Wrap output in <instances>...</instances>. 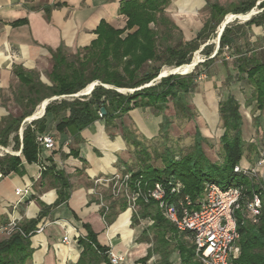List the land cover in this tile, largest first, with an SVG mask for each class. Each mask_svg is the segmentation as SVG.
Returning <instances> with one entry per match:
<instances>
[{
  "label": "trees",
  "instance_id": "obj_1",
  "mask_svg": "<svg viewBox=\"0 0 264 264\" xmlns=\"http://www.w3.org/2000/svg\"><path fill=\"white\" fill-rule=\"evenodd\" d=\"M255 1L240 0L229 7L210 3L208 18L195 36L187 39L165 11L171 0H121L118 14L124 22L122 28H116L101 20L93 31L96 37L89 44L78 47L74 52H68L61 46L50 50L52 67L48 73L49 83L41 81L35 70L21 67L13 69L21 84L18 102L24 108L19 115L10 114L1 120L0 144L6 145L8 135L16 132L13 140L15 148L18 147L20 140L17 132L22 120L31 116L39 102L52 96H58L60 99L49 101L44 113L41 111L42 113L39 114V116L43 115L32 120L23 129L20 156L27 163L36 162L38 159L36 136L44 132L47 114L58 118L56 124L58 130L67 128L79 131L97 119H104L107 126L115 117H120L134 107H150L155 114H160L167 107L169 98L182 106L183 112H187L186 104L182 102L184 95L195 84L194 73L168 74L161 77L157 83L144 85L157 77L163 65L174 67L188 65L193 52L211 37L228 12L246 13L254 6ZM260 6H264V1ZM253 20L254 17H251L247 22ZM239 28L240 25H237L236 29L228 24L224 26L218 48L213 56H209L211 44L202 47L200 51L205 54L206 59L203 61L205 65L211 64L223 47L233 42ZM198 64L194 68H197ZM233 67L237 69L238 76L241 72H246L248 80L255 86L252 98L256 100L258 108H261L264 105V63L256 61L253 57L240 55L235 57ZM94 81H97V84L86 95L72 99L61 97L77 93ZM116 88L136 90L123 93L115 90ZM239 106V102L233 96L219 102V113L224 128L219 138L223 150L221 162H213L205 155L200 144L203 137L200 136L198 129H195V145L192 151L180 158L167 157L163 168L146 165L136 170H129L133 171L134 175L142 174L149 182L179 181L183 185L182 192L193 200L201 196L205 183L209 181L216 182L222 188L241 184L246 194H250L251 190L259 191L261 206L255 220L241 211L236 213L240 247L238 259L241 264H264V186L259 188L255 183L233 171L234 166L239 164L244 150L246 148L248 151L254 150L253 144L245 146L242 139V116ZM100 107L105 109V113L101 116ZM164 118L161 126L167 121L166 116ZM121 129L126 142L131 143L135 148L141 145L127 126L121 125ZM141 148L137 151H144V147ZM255 153L258 154L259 151ZM20 156L4 155L0 158V172L7 174L10 171H18ZM52 169L53 166H50L44 171ZM54 174L55 178L60 180L61 187H64L67 182L63 173L55 171ZM62 200L63 196L60 193L54 204ZM138 205L140 209L133 214V222L149 217L153 220L151 226L157 230L171 228L179 235V264H200L194 258V245L188 231L177 230L169 223L153 200L148 203L139 201ZM105 221L109 224L108 219ZM29 222L28 225L17 223L18 229L0 240V264H26L31 257L29 237L35 231L37 219ZM144 236H147L146 229ZM77 240L81 251L75 264H112L107 254L109 247L100 244L89 228L87 234ZM162 254L157 264H175L169 260L168 252ZM149 255L148 249L147 254L139 260L144 262Z\"/></svg>",
  "mask_w": 264,
  "mask_h": 264
},
{
  "label": "crops",
  "instance_id": "obj_2",
  "mask_svg": "<svg viewBox=\"0 0 264 264\" xmlns=\"http://www.w3.org/2000/svg\"><path fill=\"white\" fill-rule=\"evenodd\" d=\"M120 1L0 0V122L10 114L13 115L1 96L5 93L8 99L6 102H18L19 99L14 84L17 83L18 88L21 84L13 69L21 67L35 70L40 59L46 55L51 56L50 50L61 46L67 51H76L78 47L89 44L96 37L93 31L101 20L114 27H120L123 22L118 14ZM238 1L240 0L233 3ZM262 1L264 0H256L254 6L246 13H227L249 15L236 23L240 25L238 34L230 45H226V58L230 57L231 60L223 58L218 69L207 70L206 80L204 85L202 84L205 93L204 105L215 114L220 115L221 100L233 96L239 102L242 139L245 146L254 145L253 151H248L247 148L244 150L239 162L242 167L255 163L258 156L255 152L259 151L263 144L264 105L258 108L256 100L252 98L254 84L248 80L245 71L238 76L233 61L237 56L246 55L264 63V6H260ZM172 3L179 11L193 14L203 7L204 3L210 13L209 4L218 2L173 0ZM251 17H254V20L247 22ZM246 87L252 89L249 101L242 93ZM161 113L155 114L150 107H134L126 116L140 137L150 139L159 133L164 118ZM41 116L32 119L27 116L25 118L29 121L24 120L25 118L22 120L17 132L20 140L18 147L15 148L13 140L16 132L8 135L7 144H0L4 150L8 149L6 154L20 156L24 127ZM57 122L58 118L52 114L45 116L43 133L53 134L52 149L45 150L38 146L36 162L27 163L20 156L18 171L1 173L0 236L6 234L5 228L10 219H15L22 225H28L30 220L37 219L35 230L40 227L41 230L34 231L29 237L32 253L26 264H75L81 246L74 238L75 232L72 228L74 227L81 236H85L89 228L100 244L108 246L113 253H124L125 259L120 264H153L150 258L144 262L139 260L146 255L149 242L144 236L143 220L133 222V214L138 210L131 211L122 199H111L108 191L103 189L109 203L105 218L108 219V224L101 216L102 210L98 206L97 197L91 192L93 179L109 176L115 171L139 168L133 151L134 146L124 140L122 129L109 128L104 119H97L79 131L67 128L58 130ZM195 129H198L200 136L206 140L213 136L219 139L224 132L222 120L221 126L214 124L210 128L203 127L202 133L199 127L195 126ZM41 163L46 167L53 166V169L40 173ZM55 171L63 173L67 182L64 187H61L60 180L55 178ZM25 187H28L27 193L22 196L15 194V189ZM60 193L63 200L54 204ZM137 209H140L139 205ZM42 212L43 215L40 216ZM56 220L62 222H55ZM64 228L69 230L67 243L62 242Z\"/></svg>",
  "mask_w": 264,
  "mask_h": 264
},
{
  "label": "built area",
  "instance_id": "obj_3",
  "mask_svg": "<svg viewBox=\"0 0 264 264\" xmlns=\"http://www.w3.org/2000/svg\"><path fill=\"white\" fill-rule=\"evenodd\" d=\"M99 115L101 116L100 111ZM36 141L39 147L50 150L54 144V136L52 133H40L36 136ZM45 169L46 165L41 163L39 172ZM233 171L262 188L264 141L254 164L247 167L237 164ZM103 189L108 191L111 199L124 200L127 208L133 212H136L139 201L148 203L153 200L169 223L177 230L190 233L195 257L200 264H241L238 259L240 247L236 213L241 211L255 220L261 206L259 191L251 190L250 194H246L241 184L222 188L216 182L209 181L205 183L201 196L193 200L182 192L183 185L179 181L149 182L142 174L134 175L131 170H122L93 179L91 192L98 199L104 220L109 210V203ZM27 192L28 187L15 189V194L20 196ZM15 229H18L17 221L10 219L5 228L6 234H10ZM40 230L41 227L35 231ZM72 230L75 232V239L82 237L74 227ZM68 231L65 230L62 237L64 243L69 241ZM107 254L112 264H120L125 259L124 253H113L110 249Z\"/></svg>",
  "mask_w": 264,
  "mask_h": 264
},
{
  "label": "rangeland",
  "instance_id": "obj_4",
  "mask_svg": "<svg viewBox=\"0 0 264 264\" xmlns=\"http://www.w3.org/2000/svg\"><path fill=\"white\" fill-rule=\"evenodd\" d=\"M172 1L173 0H171L170 4L165 9L166 13L179 26L185 38L189 39L194 37L197 30L200 28V26L204 23V21L209 15V10L206 7L207 5L204 3L203 7L199 8L197 11H194L192 14V12L186 13L184 11H179V9L174 7ZM205 1H212V2L215 1L222 5H228V4L230 5L231 3L236 2L237 0H205ZM231 14L233 16L229 21H227V23L228 25H231L233 26V28L236 29L237 28V26H235L237 25L236 23H238V21H241L240 15H235L233 13ZM226 16L223 17V20L226 18ZM234 17L236 18L239 17V19H233ZM221 22L217 25L211 37L204 44L200 45L198 50L193 52L191 61L194 58H196V62L199 63L197 68H194L195 67L194 66L189 71L179 73L181 75H186L192 72L196 76L194 79L195 84L193 88H191L189 92L184 95L183 98L182 103L186 104L187 112H183L182 106H179L174 102L173 99L169 98L167 102V107L161 113L162 116L163 115L166 116L167 121L162 126L160 125L158 135L150 139H144L135 132L133 128V124L127 119L126 116L127 113L121 115L120 117H115V119L109 123L108 126L111 129H115L118 127L121 129V125L127 126V129H129L134 133L135 139H137L141 143V145H139L137 148L132 146L139 167L150 165L152 167L154 166L158 168H163L167 157L174 156L175 158H180L182 155L192 151L195 145V137H196L194 131L195 126L199 127L201 133L203 131L202 130L203 127L210 128L214 124L217 126H221L220 115L217 113L215 114L206 105H204L205 93L202 84L206 80L207 72H208L207 70L218 69V66H220L221 64L220 62L223 60V58L227 59L228 61L231 60L230 57L226 58V56L228 55V47L226 48V46H224L223 50L220 52L219 55H217L214 62L210 65H205L203 63V61L206 58H205V54L200 51L205 44H211V50L209 56L214 55V53L218 48V42H219L218 38L220 37L218 33ZM123 26H124V22H122L120 28H122ZM241 41L242 40L240 39V42ZM70 52H74V51L71 50ZM51 67H52V60L49 55H46L45 57L40 59V61H38L37 65L34 68L38 72V76L40 80L43 81L44 83H49L48 73L51 70ZM171 67L174 66L163 65L159 70L157 77L146 84L151 85L157 83L161 77L171 74L172 72L168 71L165 74L161 75L162 70H168ZM172 74H177V72L176 73L173 72ZM14 85H15L14 86L15 93L17 95L21 88V85H19V88L17 83H15ZM122 92L126 93L128 92V90L126 91V89H123ZM242 93H243V97L245 99H248L249 101V99L251 98L252 89L250 87L249 88L246 87V90L245 91L242 90ZM1 98L2 100L5 101V104L7 103L6 105H9V109L11 110L14 116L19 115L21 110L24 108L23 105L17 101L12 100V102L11 101L6 102L8 99L6 98L5 93L1 96ZM63 98L72 99V97H66V96ZM9 99H11L10 96ZM59 99L60 98H58V100ZM46 100L47 99H44L41 102H39L35 106L33 113L37 109H41V107L43 106L42 102ZM182 103L179 104L181 105ZM40 105L42 106L40 107ZM150 110L152 112L154 111L151 108ZM31 117L32 116L28 117V119ZM164 119L165 118H163V120ZM24 120H26V118ZM200 144L205 155L211 161L221 162L223 160V150L221 147V143L219 142V139L216 136L210 137L208 138V140H206L205 138L201 141ZM141 147H144V151H137L142 149ZM6 151H8V149L4 150L0 147V156L2 157L4 154H6ZM140 220H143L142 221L143 227H145L146 229V235H147L146 238L148 239L149 242L147 252L149 249L150 262L153 264H157L158 259H160L161 255H163L162 253L166 251L169 253V260L179 264L180 256H179V248H178L179 245L178 233H176L169 227L162 231L157 230V228L151 226L153 220L149 217L142 218ZM7 235L8 234L0 236V240L7 237ZM194 258L197 261L195 256Z\"/></svg>",
  "mask_w": 264,
  "mask_h": 264
},
{
  "label": "bare ground",
  "instance_id": "obj_5",
  "mask_svg": "<svg viewBox=\"0 0 264 264\" xmlns=\"http://www.w3.org/2000/svg\"><path fill=\"white\" fill-rule=\"evenodd\" d=\"M246 15H249V14H244V15H240V19H244L246 18ZM232 14H228L226 16V18L224 20H222L221 24H220V28H219V31L221 30L222 26H225L227 24V21H229L231 18H232ZM235 18V17H234ZM239 18V17H238ZM196 63V58H194L188 65H182V66H179V67H171L169 68L168 70H162L161 71V75L162 74H165L166 72L168 71H171V72H177V73H181V72H186V71H189L191 68H193L194 64ZM92 83L88 84L84 89H82V92H85L87 91L90 87H91ZM119 91H123V89H119ZM127 91V90H126ZM47 101V100H46ZM46 101L42 102L43 103V106L40 105L41 109H37L34 113H33V117H31L30 119L32 118H36L40 113H42L41 111H44L43 108H44V105L46 103Z\"/></svg>",
  "mask_w": 264,
  "mask_h": 264
},
{
  "label": "water",
  "instance_id": "obj_6",
  "mask_svg": "<svg viewBox=\"0 0 264 264\" xmlns=\"http://www.w3.org/2000/svg\"><path fill=\"white\" fill-rule=\"evenodd\" d=\"M223 28H224V26H222V28H221V30L219 31L218 35L221 34ZM218 37H219V36H218ZM218 39H219V38H218ZM196 64H197V62H196L193 66H195ZM178 67H179V66H178ZM172 73H173V72H172ZM172 73H171V74H172ZM96 84H97V81H94V82L92 83L91 87H90L87 91H85V92H82V90H81V91H79V92H77V93H73V94H70V95H63V96H61V97H65V96H69V97H78V96H81V95H86V94L90 93V91L92 90L93 86L96 85ZM144 86H148V85L146 84V85H144ZM111 88H112V87H111ZM121 89H126V88H121ZM115 90L119 91L118 88H116ZM126 90H128V91H133V90H136V89H126ZM119 92H122V91H119ZM56 98H58V96H52V97L46 98L47 101H46V103H45V105H44V108H45L46 104H47L50 100H53V99H56ZM100 112H101V115L105 113V109H104V107H100Z\"/></svg>",
  "mask_w": 264,
  "mask_h": 264
}]
</instances>
